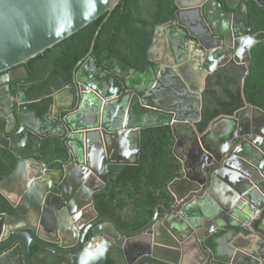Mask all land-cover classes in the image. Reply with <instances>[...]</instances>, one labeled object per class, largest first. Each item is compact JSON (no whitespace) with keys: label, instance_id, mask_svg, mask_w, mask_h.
<instances>
[{"label":"water","instance_id":"water-1","mask_svg":"<svg viewBox=\"0 0 264 264\" xmlns=\"http://www.w3.org/2000/svg\"><path fill=\"white\" fill-rule=\"evenodd\" d=\"M121 1L0 0V74L10 71L6 82L17 78L22 70H11L103 15L107 17ZM207 1L174 0L175 19L154 28L142 71L113 58L108 50L97 59L90 55L99 26L88 56L72 73L71 86L52 71L45 79L19 88L16 119L11 113L1 115L6 132L16 123L18 128L9 138L0 134V147L17 159L14 171L0 182V193L14 199L10 202L15 212L0 214V241L5 243L0 247V264H37L28 254L31 242L59 255L25 231L28 214L36 219L43 208L37 222L47 229L60 224L63 230L60 216L64 211L59 207L65 200H70L69 212L82 206L77 188L86 177L100 172L97 176L104 184L108 164L138 165L140 131L162 126L172 131V153L180 163V177L166 185L167 199L152 210L147 226L128 232L104 218L114 227H87L89 244H96L91 253L73 250L66 262L48 257L43 264H104L115 248L121 251L124 264H264V215L258 226L252 223L264 208V191L252 196L264 185V112L245 105L231 116L216 118L198 134L193 126L200 120V88L188 90L169 56L166 60L153 55L155 46L168 45L171 36L179 33L182 40L185 35L191 37L187 42L191 80L198 83L199 71L210 75L228 64L247 74L251 48L264 42V32L251 33L246 0L226 2L230 9L242 3L235 13L225 11L217 0ZM251 1L264 8V0ZM195 9L209 35L220 41L214 49L204 47L181 21L183 13ZM124 111L127 119L121 120ZM185 112L194 116L186 118ZM252 112L261 116L250 118ZM179 125L189 127L184 132L194 133L193 139L186 137V146H181ZM216 126L221 132L210 140ZM50 136L64 137L72 158L62 170L49 169L32 158ZM180 147L182 155L178 156ZM78 173L83 174L79 177ZM53 185L58 195L51 192ZM88 199L87 203L89 195ZM254 200L258 201L252 208ZM160 208L166 217L157 221ZM144 231L147 239L142 242ZM11 247L9 255L2 257Z\"/></svg>","mask_w":264,"mask_h":264},{"label":"trees","instance_id":"trees-1","mask_svg":"<svg viewBox=\"0 0 264 264\" xmlns=\"http://www.w3.org/2000/svg\"><path fill=\"white\" fill-rule=\"evenodd\" d=\"M176 9L174 0H122L107 17L103 15L28 63L50 58L58 73L70 84L74 69L88 56L94 33L100 26L90 55L97 59L103 51L108 50L113 58L142 71L154 28L172 21ZM247 9L252 31H264V9L253 1L247 2ZM250 57L249 72L241 85L237 68L222 70L215 76V88L207 93L212 103L203 109L200 120L195 124L198 133H203L217 117L231 116L244 105L257 107L264 112L263 42L252 47ZM4 126V121L0 119V132L4 131ZM183 130L188 128L184 126ZM173 143L169 126L141 130L139 164L109 167L104 189L96 195V209L107 212L106 215L119 221L114 211L133 208L135 203V207L140 209L133 208L138 219L127 227L130 230L141 228L152 215L149 207H154L163 195L162 187L178 176L180 163L172 153ZM2 156L7 157L6 160ZM35 160L52 170L68 163L70 154L64 138L50 136L43 139ZM16 161L11 152L0 147V181L11 175ZM11 212L10 202L0 193V213ZM138 215H142L143 220ZM105 264L114 263L108 260Z\"/></svg>","mask_w":264,"mask_h":264},{"label":"flooded vegetation","instance_id":"flooded-vegetation-1","mask_svg":"<svg viewBox=\"0 0 264 264\" xmlns=\"http://www.w3.org/2000/svg\"><path fill=\"white\" fill-rule=\"evenodd\" d=\"M179 1H181V0H179ZM210 1L211 0H208L206 4H208ZM217 1L222 4L225 11L231 12V13L237 12L239 10L240 5L242 4V3H239L237 7L230 9L226 2L233 4V1H231V0H217ZM246 1L248 2L251 0H246ZM246 6H247V3H246ZM176 11H177V9H176ZM199 12L200 11L198 9H195V10L190 11V12H185V13H183V15H186V16H182L181 21L183 22V24H185L187 27H189L191 33H193L194 36H196V38L199 39V41L202 43V45L204 47L214 49L212 47L218 46L220 44V41L214 40L209 35V33L206 31L207 30L206 26L203 25V22H201L202 20L198 19ZM250 26H251V33L252 34L259 33V32H253L252 31V23L251 22H250ZM178 27L180 29H182V27H180V26H178ZM260 32H264V31H260ZM171 39H172V41L169 44L167 43L168 45H166V46H163L162 44H160L158 47L155 46L153 49V55L156 54L157 55L156 58L164 57L166 60L168 59L166 56H169V58H170L169 61L172 60L174 62L175 66L178 67L177 68L178 71L180 72V74H182L184 80L187 82V84H188L187 89L188 90L194 91V90H197L198 87L200 88V91H199L200 100H198V102L200 103V118H201V114H202L203 109H205V107L209 106L212 103V101H211L212 98H210L207 95V93H208V91L215 88L213 81H214L215 76L220 71L225 70V69H232V68L238 69L239 68V74H240L241 80L244 79L245 76L248 74V73L245 74V71L241 67L228 64L224 67V69H221V70L217 71L216 73L214 72L215 74L211 73L210 75H208L207 73H204V72L202 74V72L199 71L198 72L199 82L197 83L195 79L193 80V78H192V80H191V77L188 76V74H187L189 67H190V64H189V62L187 63V60L189 59V53H191L189 51V44L187 42L189 39H191V37L188 35H185V38H183V40H182V38L180 37V34L175 33L174 38L171 36ZM149 47H150V45H149ZM149 47H148V49H149ZM147 50H146L145 55H147ZM146 63H147V60H146ZM146 63H145V66H146ZM184 63H185L184 68H181L180 65H182V67H183ZM50 67L53 69H51ZM18 69L22 70V72L19 74L17 73V78L13 77V79L9 82H6V81L9 80L7 76L9 75L10 71L9 72L7 71L5 73L0 74V119L3 120L4 123H5V119L1 116L3 113H6V114L11 113L12 115H14V117L16 119V109H18V107H17L18 105L16 104V98H17V94H18L20 87L27 85V84L34 83L36 81H41V80L45 79V77L52 71H56L58 73V71L54 67L53 60L50 58L47 60L42 59L39 62L37 61V62L31 63V64H29L27 62L25 65L18 66L11 71H15ZM24 69H25V73H24ZM240 69H241V71H240ZM60 76L68 86L72 85V78H71L70 84H68V82L64 80V77L62 75H60ZM130 101H131V97L129 98V102ZM190 102H191V100H190ZM193 102H194V106H195V100ZM191 104H193V103L191 102ZM187 107H190V106H187ZM120 115H121V120L127 119L128 114L126 113V111L122 112ZM255 115L256 116L258 115V116L257 117L254 116L255 117L254 119L261 116L258 113H256ZM188 116L193 117L194 114L190 115L189 113L185 112L184 117L187 118ZM185 127H187V126H185ZM17 128H18V125L16 123L11 132H6L5 126H4V131L0 132V134L2 136H4L5 138H9L12 134L15 133ZM187 128L189 129V127H187ZM193 128L195 129V125L193 126ZM176 130H178L177 133L180 137L181 146H186L185 145L186 144V137H189L190 139L194 138L193 137L194 133L192 131H190L189 134L184 132L186 130L182 129V125H179ZM195 131H196V129H195ZM2 149L6 150L4 148H2ZM172 150H173V148H172ZM182 150H183V147L176 149V153L178 156L182 155ZM36 155H37V153L34 156H32V158L34 160H35ZM2 158H5L4 160H6L7 157L2 156ZM175 159L178 161V159L176 157H175ZM71 162H72V158L70 157V160L68 163L63 164L61 168L54 169V170H62V168L64 166H68V164H70ZM16 163H17V161H16ZM113 165H116V164H108L107 165V172H106L107 178L109 175V167H111ZM45 166L48 168L47 165H45ZM177 173H178V176L176 178H179L180 177V175H179L180 170ZM82 174L83 173H81V175H80V173H78V176L80 177V176H82ZM97 175H100V172H97L96 174H92L90 176H87L86 179L84 180V182H82V184H80V186L77 188V191L81 192V196L79 197L80 198L79 200L81 202H84L80 208H76V210H73L74 208H72V209H70L71 212H69L67 205H68L70 200H65L64 204H62L61 207H59L60 210L64 211L63 215L60 216L61 217L60 223L64 227V229L61 230V231H63V233L60 231V227H59L60 224H58L56 227H51V228L47 229V228H44L42 225H40L39 222H37L43 216V213H44L43 208L39 209V213H37L36 219H35L34 214H31V213L28 214L29 215L28 216L29 221L26 224H24V226H26L25 231L32 234L45 247L50 248L52 251L59 253V255H51L48 251H45L44 248H42V247L31 242L28 246V254L31 258L34 257L37 264H43V260L47 259L48 257L49 258H52V257L63 258L66 262L67 259L71 256L70 252L73 250H77V252H81L83 254L91 253L94 245H96V244H94V243L89 244L90 235L88 232L89 229L87 227L92 226V229H94V228H101L102 229L103 228L104 230H105V228H107V225L114 227L111 223H108L106 221H102L104 218H110V219L114 220V222L117 224V226L119 228H121L124 231H128V232H135V231L141 230L142 228L147 226V224L150 222L153 214L148 218V220L145 222V224L141 228H139L137 230L128 229L127 226L131 222H134L138 219V217L136 216V212L133 209V208H136L135 203L132 205L133 208L127 207L123 210L118 209V210L114 211V214L116 216H119V221L111 215H106L107 212L98 211L96 209V203H95L96 195L101 190L104 189L105 183L107 182V178H106L105 183L103 184V183H101V181ZM174 179H172V180H174ZM3 180L4 179H2L1 181H3ZM166 185L162 187L163 195L158 198V201L154 205V207H149L150 209L153 210L158 205V203L160 201L167 199V196L165 194ZM263 191H264V185H262L261 191L260 190L254 191V194L252 196L262 195ZM51 192L54 195H58V192L56 190V186H54V185L52 186ZM67 192H68V190H67ZM88 195H89L91 200H90V202L87 203V201L89 200ZM4 197L9 202L14 200V199L11 200V197H8L6 195ZM257 201L258 200H254L252 202L253 205L250 204V206L252 208H255V202H257ZM50 202H52V200H50ZM10 205H11V202H10ZM166 208H167V210H170L171 206L166 205ZM136 210H140V209L136 208ZM146 210H148V209H146ZM259 212H260V217L259 218L256 217L255 221L252 222V223H255L256 226H258L257 224H259L260 221L263 220L262 218L264 215V208L262 210H259ZM0 214H15V212L12 208L11 213H0ZM145 215H146V213H145ZM158 215L159 216L157 217V221H162L166 217V215L163 214L161 208L159 209ZM138 216H139V218H141L143 220L142 215H138ZM56 219L58 220V218H56ZM123 223H124V225H122ZM196 223H198V222L196 221ZM87 229H88V231H87ZM55 230H57V231H55ZM84 231H85V233L83 234ZM18 232L25 233L22 230H20ZM68 232H70V233H68ZM110 234H112L113 236L118 235V234L112 233V230H110ZM96 237H98V236H96ZM8 238H10V236ZM140 238H141L140 241H142V242L146 241L147 238H146L145 231H144V233H142ZM72 243H74V246H70L68 248V246ZM3 244H5V243L3 241H0V247ZM12 248L13 247H11V250L8 249L2 257L8 256L9 253L12 251ZM19 252H20V250H19ZM120 256L122 257L121 251L119 249L115 248L110 253V255L106 259L105 263L108 260H112V262L114 264H124L123 258H122V261L121 260L119 261ZM13 257H11V259Z\"/></svg>","mask_w":264,"mask_h":264},{"label":"crops","instance_id":"crops-1","mask_svg":"<svg viewBox=\"0 0 264 264\" xmlns=\"http://www.w3.org/2000/svg\"><path fill=\"white\" fill-rule=\"evenodd\" d=\"M171 62H172V60H171ZM238 69H239V68H238ZM240 71H241V69H240ZM242 80H243V79H242ZM242 80H241L240 84H242ZM255 114H256V113H253V112H252L250 118H255V117H254V116H256ZM257 116H258V115H257ZM257 116H256V117H257ZM217 126H219V124H218ZM217 126L214 128V131L210 134V140L214 139V137L217 138V137L219 136V134L217 135V133H218V131L221 132V128H219V127H217ZM182 129H183V127H182Z\"/></svg>","mask_w":264,"mask_h":264}]
</instances>
